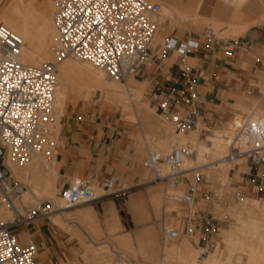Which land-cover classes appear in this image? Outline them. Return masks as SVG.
<instances>
[{"label":"built area","instance_id":"1","mask_svg":"<svg viewBox=\"0 0 264 264\" xmlns=\"http://www.w3.org/2000/svg\"><path fill=\"white\" fill-rule=\"evenodd\" d=\"M162 4L153 0H60L53 20L58 32L59 46L55 48L56 61L26 64L21 61L23 38L0 23V207L12 206L16 215L13 221L0 223V264H36L38 245L34 240L22 243L17 226L31 220L48 218L59 209L50 200H42L22 213L15 207L27 189L17 180L7 163H23L35 156H49L53 149L51 127L55 123V93L59 62L72 57L87 61L104 70L112 78L127 82L131 76L142 75L146 66L152 65L153 42L159 27ZM226 30L208 27L204 33L206 48H221L227 55L251 52V43L245 38H233ZM199 47L196 39L180 41L169 37L164 48L181 56ZM158 57V56H157ZM187 78V87L179 92L166 86L150 92V103L175 132L189 134L200 124L197 103L195 66L184 63L181 67ZM218 126L225 130L228 141L226 158L237 161L246 158L250 164L248 184L264 191V115L254 112L235 114ZM202 130L212 131V128ZM190 143L174 146L162 152L153 143L146 148L143 166L151 173L149 182L163 184L166 200L187 206L186 212L174 210L179 228L165 231V237L176 239L182 235L193 237L204 226L215 231L212 213H204L199 203L210 196L206 188L208 179L198 167L186 169L183 163L195 156ZM239 164V163H235ZM116 179L103 183L104 193L96 194V184L91 179H79L62 189L67 206L99 202L104 196L117 193ZM245 188V187H244ZM237 192L241 198L245 190ZM210 253L208 246L201 247V258ZM125 258L117 252L111 264Z\"/></svg>","mask_w":264,"mask_h":264},{"label":"crops","instance_id":"2","mask_svg":"<svg viewBox=\"0 0 264 264\" xmlns=\"http://www.w3.org/2000/svg\"><path fill=\"white\" fill-rule=\"evenodd\" d=\"M155 1L160 2L171 14L163 19L157 36L159 42L158 45L156 44L157 48L162 49L165 40L169 37H175L180 41L196 39L199 42V47L186 56L164 48L163 55L158 56L160 60L156 59L155 66L144 68L143 80L136 79L140 83L142 91L143 85L145 90L149 85L148 95L150 92L166 86L174 87L179 92L183 91L187 87V78L184 77L181 67L186 63V59L190 58L196 61L193 66L197 69L195 73L197 103L200 111V123L205 128L218 127L221 121L231 120L233 114L241 113L238 110H254V112H256L255 108L264 110V89L262 90L260 86L251 81L252 79L257 81V62L264 61V0H248L249 4L247 5H238L228 0ZM230 25L236 26V31L245 30V34H240L238 37L248 40L252 46L251 53H256L261 59L256 61L252 69L241 66L242 54L230 56L221 48L210 51L205 47L207 42L204 33L208 27L229 29ZM162 40L164 41L161 42ZM159 50L156 53H159ZM166 60L170 61L169 66H167ZM101 115V112L97 116L93 111L88 117L82 116V114L79 116L77 111L70 107L61 118L63 128L56 159L62 178V189L69 187L72 181L74 182L78 178L98 181L102 186L106 180L115 178V189L121 186L123 181L130 183V186L125 185L117 189L119 190L117 193L100 201L103 208L106 205V213L102 222L96 209H93V205L80 206L75 209H71V207L62 210V212H81L91 207L96 217L98 216L97 219L99 218L105 235H110V228L115 230L114 235L119 237L120 244H125L124 239L131 240V245L125 244L130 248L133 246V238H137L143 248L145 243H149L153 246L151 256L154 258L159 245L160 226L147 225L135 236L130 231L121 232L123 224L118 212L123 208L121 206L123 190L142 185L150 180V178L146 181L143 180L149 174L143 166V161L140 163L139 160L143 154V147L146 146L138 140V137H144V133H140L141 124L150 127V133L159 132L161 134L163 131L154 124L152 119L136 122L135 128H132L130 124L120 122L119 119L106 115L101 117ZM153 137L158 140L164 138L158 133L151 136V138ZM158 149L164 150V147ZM157 190L159 191V189ZM157 190L150 191L147 198L143 194L132 196L129 208L138 221L142 222L150 218V213L147 210L148 203L153 206L156 215L160 216V209L155 206L151 197V192ZM263 200L261 199V201ZM201 209L204 213H212L213 222L217 228L215 231L207 230L204 226L198 228L196 235L193 236L194 241L198 248L208 246L212 252L216 251L217 245L221 247L220 242L215 243L214 239L218 238L222 228L224 229V240L229 237L236 238L239 237L236 236L237 229L244 226V221L250 220L249 216L244 214L242 218L237 217L236 224L231 225L230 218L216 217L210 209ZM65 213L62 214V224L53 220L52 217H56V213H53L48 218L31 220L25 225L28 226L27 232L19 231L16 228L15 231L21 237L22 243H27L23 233L30 234V239L37 243L39 251L36 264H82L84 258L92 262L90 252L87 250L85 253L82 241L78 246L75 235L64 229L68 224L63 216ZM79 215L84 221L80 213ZM169 221L173 227L179 228L175 217H170ZM56 224L58 227H55ZM184 240L185 237L182 235L179 242L182 243ZM224 240L225 248H221L226 250L229 244ZM234 251L235 258L241 257L242 261L248 260V255L244 251L239 249ZM139 256L143 255L139 253Z\"/></svg>","mask_w":264,"mask_h":264},{"label":"bare ground","instance_id":"3","mask_svg":"<svg viewBox=\"0 0 264 264\" xmlns=\"http://www.w3.org/2000/svg\"><path fill=\"white\" fill-rule=\"evenodd\" d=\"M58 1L60 0H1L0 9L5 7L6 14L0 23L7 25L24 40L23 52L21 55L22 62L26 64H40L44 61L57 60L55 48L59 46V35L54 25L53 15ZM239 1L240 0H238V3ZM247 1L248 0H245V2ZM238 5L241 4L239 3ZM163 9L169 13L165 7ZM247 27L249 26L247 25ZM159 29L160 24L154 36L155 45L159 43L157 37ZM134 77L135 76H131L127 80L128 82L131 79L130 86H124V83L127 82H124L122 85L120 80L109 77L104 70L87 61L82 62L81 60H75L73 58L62 59L59 62V72L57 75L58 82L55 93V123L51 127L52 142L56 140L54 139L57 136L56 133H59L58 131L61 129L62 124L60 118L63 114H65L66 106L71 96H73L75 100L77 98H82L85 101H89L98 91H100L103 98L112 100L116 106L121 107L123 113L128 110V108H133L137 112L134 100L136 92H140V83L135 81V79H133ZM142 103H144L143 99ZM143 109L144 108H142V111ZM255 111L261 113L256 108ZM251 112H254V110H251ZM256 112H254L255 115H260ZM262 112L264 113V110H262ZM235 114H233V116ZM131 117L132 115L126 114V118ZM135 119H139L138 113L135 114ZM197 131L199 130L195 129L189 134H166V136L162 138L161 147H164V150L161 151L167 152L173 148V146H181L190 143L195 149L196 154L193 158L186 159L184 161L183 167L186 169L199 166H209L214 169H221L224 171L227 170L226 168L232 165L233 162H239L241 159H246L244 157L238 159L237 161H232L226 158L229 146L227 138L225 137V130L214 131V133H216L209 137V139L207 136V141L202 138L204 142L206 141L207 145H205L206 143L197 142ZM155 139L156 138L153 137L151 142L156 146V143L154 142ZM159 140L161 141V139ZM52 153L54 152H51V155H53ZM51 155L49 154V156H46L44 154H40L23 163L14 162L9 156L7 163L11 167L13 176L27 185V190L24 191L20 202L18 201V203H21V206L26 207L33 201L40 200V197H54L56 202L54 204L56 208L59 209L56 211L57 218L55 217V222L56 220H59L60 223L62 222V214L65 213L62 212V210L64 211V209L78 205L69 207L66 205V202L65 205L64 203L62 205V202L65 200L62 195H59L61 183L59 164L57 159ZM204 157L209 158L212 161H205ZM75 182L76 180L73 184H75ZM151 197L155 206L159 209L161 199L160 191L157 190L156 192H151ZM246 199L247 201H244V199L243 203L238 204L235 209L256 213L264 211V200L261 201V199L249 197H246ZM15 202L17 203V201ZM80 214L84 221L88 222L90 226H93L92 228H99V221L91 207L84 209V211H81ZM15 215L16 212L11 206L4 205L0 207V223L13 221ZM246 225H248V223H246ZM251 227L252 228L249 233L252 237L254 236V241L252 243L247 241L248 238L242 234H240V237H229L223 240L232 245H236L237 243L243 246L250 245L248 260L244 264H264V232H261V230L264 229V217L263 222L260 223L254 221L251 223ZM255 238L259 240L260 243H256ZM124 242L127 245H131L130 239H124ZM195 243L196 242L193 240V237L189 238V236L187 238L185 237V240L182 243L178 241V238H176L175 242L168 243L163 264H167L173 257L175 258L176 253V257L179 259L180 264H235V260H232L234 255L232 256V254L229 255L226 252L221 251L217 253L216 251H210L209 255L211 252L212 254L210 256L208 255L209 257L206 256L205 258H201V247L198 258L199 252L197 247L194 246ZM105 245L106 244L97 246L98 248L94 247L95 249H89L90 257H98V259L103 260V252L100 251L102 249L106 250ZM219 247L220 245H217L216 249L218 250Z\"/></svg>","mask_w":264,"mask_h":264},{"label":"rangeland","instance_id":"4","mask_svg":"<svg viewBox=\"0 0 264 264\" xmlns=\"http://www.w3.org/2000/svg\"><path fill=\"white\" fill-rule=\"evenodd\" d=\"M155 1V0H153ZM229 2H234L235 4H242L243 2H245V0H240L238 3V0H228ZM236 1V2H235ZM1 2V0H0ZM249 4V2H245L243 5H247ZM164 8V7H163ZM162 8V9H163ZM167 11H165L164 9L161 11V17H160V27L162 25L163 19H166L167 16H171L170 12L166 13ZM6 14V9L5 7H2L0 9V22L1 20L4 18ZM184 17V16H181ZM215 29L219 30V28L215 27ZM239 28V27H238ZM243 35L245 34V30L243 31H236V26L230 25L229 29L226 30V35L233 37V38H237L239 35ZM164 40H162L161 42H163ZM158 45V44H157ZM157 45L154 44L153 42V50H152V54L155 55L156 57H154V62L152 63V65L149 66V68H153L155 66V61L156 59H158V61L160 60V57L157 56H162L163 55V50L164 47L162 49H158ZM159 50V53H156ZM158 54V55H157ZM72 57H67L64 59H69ZM75 59V58H73ZM260 58H258V55L254 52H248L245 54H242L241 57V66L243 68H247V69H252V67L254 66V64L256 63L257 60H259ZM77 60V59H75ZM261 60V59H260ZM83 62V61H82ZM186 63L188 65H195L196 61L190 58L186 59ZM258 63V71H257V81L252 79V83L256 84L258 86H260V88L263 90L264 89V61H259ZM166 64L167 66L170 65V61L166 60ZM262 65V66H261ZM136 77V78H135ZM133 79H138V80H143L142 75H138L135 76ZM131 80V79H130ZM130 80L127 83L124 82H120L124 83V86H130ZM137 84V82H136ZM143 85V84H142ZM149 85L147 87V89L145 90V87L143 85V91L141 89L140 86V92H136V97L134 100L135 106L137 108V112L133 109V108H128V110L122 111L120 106H116L114 104V102L112 100H107V98H103L101 95V92L98 91L96 93V95L94 97L91 98V100L89 101H85L82 98H77L76 100L73 98V96H71V98L69 99V102L66 106V111L65 114L67 112V110L71 107L73 110H76L77 113L82 114V116L88 117L89 114H91L93 111H95V115H99V112H101V117H103L104 115L109 116L110 118H114V119H119L120 122H124V123H128L131 125L132 128H135L136 122L139 121H143V120H151L154 122V124L158 127L161 128V130L163 131V133H159V132H154V133H150L151 132V128L146 126V125H142L141 127V132L140 133H144V137H138V140L140 141V143L143 145L145 144L146 146L143 147V154L140 157V163L143 161L144 157L146 156V147L147 146H151L152 142H151V136H153L155 133H158L160 136L165 137L166 134H178L177 132H175L174 128L168 123L166 122L157 112H156V108L153 107V105L150 103L149 97H148V92H149ZM142 99L144 101V103H142ZM142 108L143 111H142ZM262 108L258 109L259 112H262ZM239 112H251V110H238ZM85 113V114H83ZM138 113L139 115V119H135V114ZM126 114L128 115H132L131 118H126ZM264 114V113H263ZM64 114L61 116V118H63ZM60 118V121H61ZM150 126V123H149ZM205 126L200 123L198 125V127L196 128L197 130V137L198 143H206L207 141V136L208 139L209 137L213 136L214 131L217 130H223L222 127L218 126V127H211L212 131H208V130H202ZM62 128L63 126H61L60 131H58L59 133H56V137L54 139L53 142V149H52V153L55 158H57V154H58V146L60 145V135L62 132ZM214 128V129H213ZM169 129V130H168ZM180 134V133H179ZM182 134V133H181ZM206 139V141L204 142L203 139ZM56 141V142H55ZM154 142L156 143V147L157 148H161V143H162V138L161 141L158 140L157 138L154 140ZM207 145V143L205 144ZM174 147V146H173ZM172 149V148H171ZM170 149V150H171ZM169 150V151H170ZM205 161H212L209 158L204 157ZM235 163H239V164H235ZM199 170H201L203 172V174H205V176L208 179L207 183L208 185L206 186V188H208L210 190V196L207 199L201 200L199 203V207L201 208H208L210 209L214 215L216 217H221L223 219H226L227 217L230 218V224L234 225L236 224L238 218H242L244 214H247L250 218V220H247L244 222V226L242 228H238L237 229V233L236 236L240 237V234H242L243 236H245L246 238H248L247 241L249 242H253L254 241V236L252 237L249 233V231L251 230V223L256 221V222H263V220H259L260 218L263 219V215H264V211L261 213H256V212H250V211H242V210H236L235 208L237 207L238 204L243 203L244 201H247L246 197H256V198H261L264 199V191L260 190L258 191L257 187H254L253 184H251V186L248 184V179L251 177L250 173L254 172V170H250V164L247 163L246 159H241L239 162H233L232 165L228 166V168H226L227 170L222 171L221 169H214L212 167L209 166H199L198 167ZM147 174H149L147 177H144L143 180L146 181L148 178H150L152 175L150 173V171L147 169ZM80 179V178H78ZM86 180V179H85ZM94 183L96 184V193L97 194H103L104 193V188L102 187V185H100V183L98 181H94ZM73 184V181H72ZM125 185H129L130 183L123 181L121 183V186L117 187L116 189H120L122 187H124ZM154 185V186H153ZM241 187H245V194L243 197H239L237 195V192L242 190ZM165 186L163 184H159L156 182H146L142 185L139 186H133V187H128L125 188L123 190V199H122V203L121 206L123 207L122 209L119 210L118 214L120 215V219L121 222L123 224V227L121 228V232L123 231H130L132 234L137 235L139 233V231L147 226V225H158L160 226V230L158 232V241H159V245L157 247V252H156V256L153 258L151 256L152 252H153V246L150 245L149 243H145L144 244V248L141 247V245L139 244L137 238H133V246L132 248H130L129 246L125 245V244H120V242L118 241L117 236L114 235L115 230L110 228V235H105V233L102 230V226H101V222L104 220V216L106 213V205H104L105 209L102 207L101 204V200L102 199H106L108 197H110L111 195L108 196H104L103 198H101L99 200V202H93V203H84V204H80L78 206H75L74 208L72 207L71 209H75L76 207H84L85 205H93V209L95 208L98 216L101 219V222L98 218L99 221V228H92L93 226H90L88 224V222L82 221L80 215H79V211H75V212H71V213H65L64 217L67 221L68 224H66V228H64L65 230H67L69 233H71L72 235H75L76 237V242L77 245H81V241H82V245L84 247L85 253L87 252V250H91L92 248H96L97 246L100 245H105V249H102L100 252L102 253V256L104 258L98 259V257H93L91 258L92 262H89V260H86L84 258V261L82 262V264H111L112 262L115 261L116 257H117V252H121L122 254H124L125 258H121L118 259V263H125L126 262H135L136 264H163L164 263V258H165V254H166V248L168 243H173L176 241V239H168L165 237V230L172 228V223L169 221L170 217H175V220L179 226V222L177 221V217L174 215L173 211L174 210H178L180 211V216L182 213L186 212L187 206L184 204H178L175 202H170L167 201L165 198ZM159 189L160 191V216L156 215V211L153 208V206L151 204H147V210L150 213V218L145 220V221H138L136 219V217L134 216L133 212L130 210L129 208V202L132 198L133 195H139V194H143L145 198L148 197L150 191L152 190H157ZM27 190V189H26ZM59 195H62V178H61V183H60V193ZM45 197V198H44ZM43 198V199H42ZM40 200L38 201H33L32 203L28 204L26 207L21 206V203H17L15 202V206L22 212L25 213L26 209L29 207H32L34 204L39 203V201L42 200H50L53 203L55 202V198L54 197H49V196H43L39 198ZM20 202V200H19ZM65 205V201L62 202V205ZM12 207V206H11ZM234 207V208H232ZM13 210H15L12 207ZM172 210V211H171ZM236 211V212H235ZM16 212V211H15ZM242 212V213H241ZM57 214V212H56ZM97 216V217H98ZM53 220L55 221L56 218L52 217ZM259 218V219H258ZM57 223H59V220H56ZM62 224V222H60ZM246 223H248V225H246ZM261 225V224H259ZM28 226L25 225H21V226H17L15 228H17L19 231H25L27 232L26 228ZM55 227H58L57 224ZM103 227L105 228V225H103ZM245 227V228H244ZM60 229H62L59 226ZM225 228V227H224ZM96 230V231H94ZM244 230V231H243ZM261 232H264V229L261 230ZM80 235V236H79ZM19 236V235H18ZM24 239L26 240V242H29L31 239V235L28 233H23ZM184 237H188L187 235ZM250 237V238H249ZM21 238V237H19ZM182 238V236H180L178 238V241H180V239ZM191 238V237H189ZM223 238H224V229L222 228L220 231V234L218 235V238L215 237V243L220 242L221 247L225 248V243L223 242ZM21 240V239H20ZM193 240H195V238L193 237ZM256 243H260L259 240H257L255 238ZM89 243V244H88ZM104 243V244H103ZM229 244V243H228ZM108 245V246H107ZM90 246V248H89ZM195 247L196 244H194ZM88 247V248H86ZM221 247H219V249H216V253L217 252H226L227 254H232L235 255V251L234 250H242L244 251L248 256H249V247L250 245H239L238 243L236 245H232L229 244L228 249H222ZM94 248V249H95ZM98 248V247H97ZM198 258H199V254H200V248H198ZM104 250V251H103ZM139 253H141L143 256H139ZM212 254V252H211ZM210 254V255H211ZM177 253L175 254V258L173 257L171 261H169L167 264H180L179 259L176 257ZM209 255V256H210ZM85 256V254H84ZM208 256V257H209ZM234 257V256H233ZM232 260H235V264H244L246 261H242L241 257L238 258H233ZM104 261V262H103ZM205 261V260H204Z\"/></svg>","mask_w":264,"mask_h":264}]
</instances>
